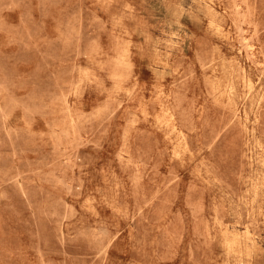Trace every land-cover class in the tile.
I'll return each mask as SVG.
<instances>
[{
    "label": "rangeland",
    "instance_id": "1",
    "mask_svg": "<svg viewBox=\"0 0 264 264\" xmlns=\"http://www.w3.org/2000/svg\"><path fill=\"white\" fill-rule=\"evenodd\" d=\"M0 264H264V0H0Z\"/></svg>",
    "mask_w": 264,
    "mask_h": 264
}]
</instances>
